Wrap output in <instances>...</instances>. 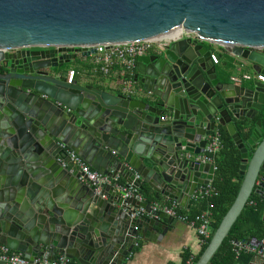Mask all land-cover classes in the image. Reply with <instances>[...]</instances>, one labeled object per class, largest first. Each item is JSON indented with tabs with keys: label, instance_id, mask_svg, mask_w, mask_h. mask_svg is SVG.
<instances>
[{
	"label": "water",
	"instance_id": "95a60500",
	"mask_svg": "<svg viewBox=\"0 0 264 264\" xmlns=\"http://www.w3.org/2000/svg\"><path fill=\"white\" fill-rule=\"evenodd\" d=\"M177 29L199 41L182 34L137 58L133 81L145 99L84 85L78 74L68 82L60 70L91 58L89 47ZM206 43L264 76V0H0V245L30 264L60 254L79 264H124L139 238L165 234L176 219H132V208L149 211V203L107 186L98 192L59 144L143 195L145 184L153 198L190 210L215 165L185 153L200 154L216 127L240 151L241 183L195 264H210L253 194L264 220L262 121L241 138L263 112L264 83L222 79ZM249 264L264 259L253 255Z\"/></svg>",
	"mask_w": 264,
	"mask_h": 264
},
{
	"label": "built area",
	"instance_id": "2783aa9c",
	"mask_svg": "<svg viewBox=\"0 0 264 264\" xmlns=\"http://www.w3.org/2000/svg\"><path fill=\"white\" fill-rule=\"evenodd\" d=\"M188 37H192L194 40L199 41L194 34L188 32H182ZM181 34V35H182ZM179 37V36H177ZM162 39L151 40L145 39L141 41L125 42L116 46H93L88 50H95V53L91 56L93 64L98 67V70L104 74H110L113 70L119 72L121 78V93L126 96H135L136 89H134L133 75L135 73V65L137 58L144 54H148L151 51L165 50L174 40ZM214 45V44H211ZM219 46V45H216ZM221 47V46H220ZM222 48V47H221ZM3 53H9L11 49H1ZM222 50H225L224 48ZM226 51V50H225ZM227 52V51H226ZM231 55V54H230ZM211 60L215 65L220 63V57L216 52H212ZM74 70L68 72V82H72V78L75 76ZM124 76V78H122ZM253 76L244 75L242 81L233 77L232 81L235 84H241L242 82L252 81ZM259 82L264 83V76L257 75ZM206 144L200 154L185 153L186 158L194 160L198 163H212L213 157L221 151L222 139L221 130L216 127L213 131L209 132L205 138ZM60 149L66 152L69 161H71L73 167H75L81 175V180L94 186L98 192L103 188H113L115 191L123 193L124 200H135L137 203L146 202L141 192L131 184L124 182L120 175L109 176L104 175L94 169H92L76 152L68 149L63 144H59ZM74 170H72V173ZM217 191L214 189L213 183L208 185H202L194 195L193 199L196 200H208L216 197ZM249 205H255L253 201ZM213 204H209L208 207L203 209L194 219L190 218L187 214L181 213L182 207L176 202L160 203L154 201L149 204V211H146L142 207L132 208V219L140 218L142 216L155 217L158 214H164L168 217L174 218L177 221H181L194 227L201 237L202 244L212 235V217H213ZM232 252L237 259L241 254L258 255L264 259V245H256L251 242L244 241H232ZM0 262L3 264H30V262L22 257L21 254L12 252L6 247L0 245ZM32 264H72L73 260L69 259L65 254H60L55 261L48 259L34 258ZM186 264H193V257H191Z\"/></svg>",
	"mask_w": 264,
	"mask_h": 264
},
{
	"label": "crops",
	"instance_id": "0c3cea01",
	"mask_svg": "<svg viewBox=\"0 0 264 264\" xmlns=\"http://www.w3.org/2000/svg\"><path fill=\"white\" fill-rule=\"evenodd\" d=\"M203 45L208 48L206 44ZM219 54L218 56L220 57ZM222 55H224L225 58L223 59V61L221 60L217 65L219 76L222 79H231L235 77L242 81L244 75L248 74L253 76L255 82H259L257 79V75L252 70V65H250L246 61L231 56L224 50ZM61 69H63L65 75L68 74L69 71L74 70L76 72L75 76L78 74L80 82H82L84 85H91L95 88L101 89L114 95L122 94L121 78L118 77L119 72L117 70H113V72H111L110 74H102L98 70L97 65L95 66L93 64L92 58H86L76 63L72 62L69 65H62L60 70ZM58 71L59 70H56V72ZM134 89H136L137 91L135 95L136 97H138L139 99H145L146 94L141 90L139 86L134 85ZM218 154L219 153H217L213 157L212 163L214 165L215 159ZM214 176L215 172L213 178ZM144 189L147 191L146 195L153 198V191H151L145 184ZM157 201L160 203L169 202L162 196H159ZM197 207L198 205L194 200L191 209L185 210L189 212L187 214L191 216L195 214V212L199 209ZM201 249L202 241L196 229L187 223L176 220L174 225L166 230L165 234L154 237L146 236L145 239L139 238L138 246L134 247L133 253L124 264H183L184 256L186 253H190L192 257L195 258L199 255ZM246 257L248 256H241L240 259L243 260ZM249 262L247 264H249ZM0 264L3 263L0 262ZM72 264L79 263L76 260H73Z\"/></svg>",
	"mask_w": 264,
	"mask_h": 264
},
{
	"label": "trees",
	"instance_id": "16d2710c",
	"mask_svg": "<svg viewBox=\"0 0 264 264\" xmlns=\"http://www.w3.org/2000/svg\"><path fill=\"white\" fill-rule=\"evenodd\" d=\"M119 76L120 75H118V77ZM122 78H124V76H122ZM260 120L262 121L264 132V109L260 116L251 123L250 132L241 136L243 142L251 138L256 127V123ZM221 139L223 148L215 159L216 169L215 176L212 180L214 189L217 191L218 195L208 200H196V204L198 205L197 208L199 209L191 216L187 214L189 212L185 209H181V213L187 214L190 218L194 219L203 209L208 207L209 204H213L212 235L219 227L224 215L232 205L241 183V179L239 177L240 151L228 134L224 133L222 130ZM143 197L149 204L157 201V199L151 198L146 194H144ZM251 201L255 203L254 206L249 205ZM262 213L263 210L261 202L258 197L253 194L210 264H247L253 255L241 254L237 259H235L234 253L232 252L231 242L248 240L249 237L262 240L264 238V220L262 219ZM212 235L202 244L201 252L198 256L193 258V264L198 261L201 254L209 245ZM245 255L248 257L241 260L240 257ZM191 257L192 255L190 253H186L183 264H186Z\"/></svg>",
	"mask_w": 264,
	"mask_h": 264
},
{
	"label": "bare ground",
	"instance_id": "6f19581e",
	"mask_svg": "<svg viewBox=\"0 0 264 264\" xmlns=\"http://www.w3.org/2000/svg\"><path fill=\"white\" fill-rule=\"evenodd\" d=\"M183 30L182 29H177L175 31H172L170 33H167L162 36L154 37L151 40H162V39H172L176 38L177 36H180L182 34Z\"/></svg>",
	"mask_w": 264,
	"mask_h": 264
},
{
	"label": "rangeland",
	"instance_id": "374dc122",
	"mask_svg": "<svg viewBox=\"0 0 264 264\" xmlns=\"http://www.w3.org/2000/svg\"><path fill=\"white\" fill-rule=\"evenodd\" d=\"M206 45L208 46V48H209V50L210 51H212V52H216V53H220L219 55H220V61L222 60L223 61V59L225 58L224 57V55H222L223 54V48H221L220 46H216V45H211V44H208V43H206ZM225 51V50H224ZM250 70V69H249ZM234 83V82H233Z\"/></svg>",
	"mask_w": 264,
	"mask_h": 264
}]
</instances>
